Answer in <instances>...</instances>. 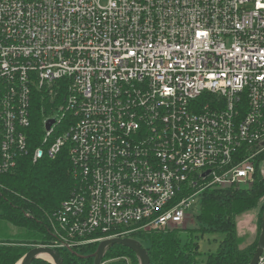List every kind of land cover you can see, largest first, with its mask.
<instances>
[{
	"label": "built area",
	"instance_id": "built-area-1",
	"mask_svg": "<svg viewBox=\"0 0 264 264\" xmlns=\"http://www.w3.org/2000/svg\"><path fill=\"white\" fill-rule=\"evenodd\" d=\"M63 153L55 251L179 230L207 190L252 187L264 0H0V178Z\"/></svg>",
	"mask_w": 264,
	"mask_h": 264
},
{
	"label": "trees",
	"instance_id": "trees-1",
	"mask_svg": "<svg viewBox=\"0 0 264 264\" xmlns=\"http://www.w3.org/2000/svg\"><path fill=\"white\" fill-rule=\"evenodd\" d=\"M48 111L38 104L34 112L33 130L43 132V120ZM256 180L250 188L209 189L201 202L198 219L207 226L200 231L220 232L224 238L216 251L202 258L199 244L193 240L183 244L181 231L155 232L144 239L148 242L151 264H250L258 247L264 217V178L260 162ZM4 189L0 192V225L9 224L22 231L14 238L0 234V264H18L36 246L47 247L52 240L50 217L66 200L75 179L68 156L63 153L55 160L44 159L34 164L30 158L21 162L12 175L0 178ZM259 209L258 235L242 247L236 218ZM191 236L195 233L190 231ZM97 246L84 247L76 252L59 250L64 264H95L92 255ZM32 264H52L36 259ZM103 264H140L138 256L123 246L108 249Z\"/></svg>",
	"mask_w": 264,
	"mask_h": 264
},
{
	"label": "rangeland",
	"instance_id": "rangeland-1",
	"mask_svg": "<svg viewBox=\"0 0 264 264\" xmlns=\"http://www.w3.org/2000/svg\"><path fill=\"white\" fill-rule=\"evenodd\" d=\"M201 212V203L197 201L196 205L188 212L190 217L186 226L179 229L181 231V241L186 244L188 241L193 240L199 244V251L202 258L216 251L219 243L224 238V234L220 232H210L208 230L200 231L202 228L206 229L201 221L198 219ZM259 209L244 213L236 218L237 231L239 237L242 239V247L252 243L258 235V215ZM195 233L191 236L190 231ZM172 231V230H171ZM22 231L9 224L2 223L0 225V234L8 235L11 238L19 236ZM138 241L142 244V247L148 249V242L144 238H139Z\"/></svg>",
	"mask_w": 264,
	"mask_h": 264
},
{
	"label": "water",
	"instance_id": "water-1",
	"mask_svg": "<svg viewBox=\"0 0 264 264\" xmlns=\"http://www.w3.org/2000/svg\"><path fill=\"white\" fill-rule=\"evenodd\" d=\"M54 120H50L47 124V129H50L54 124ZM123 246L126 247L138 256L140 260V264H151L150 255L147 249L142 247V244L137 240L131 239H114L105 241L100 244L97 252H95L93 256L95 260V264H103L104 257L108 249L112 246ZM264 250V217H263V224H262V231L259 237L258 247L255 252L254 258L250 264H258L259 258L261 257ZM40 254H48L54 262L52 264H64L63 260L58 251H55L52 248L44 247V246H36L33 247L20 261L21 264H32L36 259H42L39 257ZM45 260V259H44Z\"/></svg>",
	"mask_w": 264,
	"mask_h": 264
},
{
	"label": "bare ground",
	"instance_id": "bare-ground-1",
	"mask_svg": "<svg viewBox=\"0 0 264 264\" xmlns=\"http://www.w3.org/2000/svg\"><path fill=\"white\" fill-rule=\"evenodd\" d=\"M39 257L49 262H54L53 259L48 254H40ZM18 264H21V262H19Z\"/></svg>",
	"mask_w": 264,
	"mask_h": 264
},
{
	"label": "crops",
	"instance_id": "crops-1",
	"mask_svg": "<svg viewBox=\"0 0 264 264\" xmlns=\"http://www.w3.org/2000/svg\"><path fill=\"white\" fill-rule=\"evenodd\" d=\"M256 239V238H255Z\"/></svg>",
	"mask_w": 264,
	"mask_h": 264
}]
</instances>
